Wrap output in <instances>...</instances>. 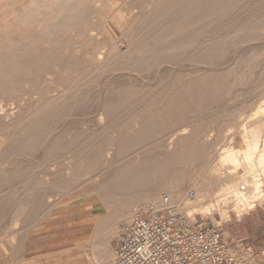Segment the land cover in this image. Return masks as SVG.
<instances>
[{"label":"bare ground","instance_id":"bare-ground-1","mask_svg":"<svg viewBox=\"0 0 264 264\" xmlns=\"http://www.w3.org/2000/svg\"><path fill=\"white\" fill-rule=\"evenodd\" d=\"M135 1L132 5L120 0L121 4L114 6L107 4L108 0H0V137L17 134L12 141H0V165L7 166L0 172L1 189L18 184L28 173L30 163L37 162L41 156L37 125L67 122L70 125L76 120L82 125L101 124L102 120L104 123L106 120L105 125H110L112 120L122 125L130 122L147 125L150 120L155 125L153 130L137 129L117 149L112 147L113 143L106 147L104 154L109 163L126 152L138 159L146 152L139 146L141 140L153 135L160 137L150 134L157 130L163 133L167 128L161 125H202L199 115L209 100L216 99L217 89L215 86L213 89L216 73L206 80L196 77L182 85L166 84V90L161 93L147 95L144 91L138 97L142 79H149L152 67L177 64L184 57L188 66L215 64L218 59L205 51L219 50V41L227 38L247 45L255 39L264 41V14L257 12L264 7V0L247 3L251 11L240 18L237 12L228 11L234 5L241 6L244 0H155L150 9L152 0ZM117 42L124 43L125 48H114ZM233 54L237 56L238 52ZM239 54L250 61L264 62V48L252 47ZM95 71L105 77L124 71L125 75L111 79L105 89L92 79ZM192 71L200 69L194 67ZM161 76L168 78L167 73ZM204 81L210 82V99L201 92ZM128 104H133L132 108L119 117L117 111ZM138 113L144 114L140 121L136 119ZM256 113H264L263 104ZM70 116H73L71 121ZM247 118L244 115L241 120ZM14 125L25 126L11 130ZM260 132V127L243 131L244 147L239 150L230 143L220 148L221 166L233 163V168L238 169L244 161L251 172L250 179L235 177L230 172L227 175L207 172L203 182L186 178L182 170L185 165H198L200 155L206 151L205 142L200 140L201 132L182 126L161 135L164 139L158 145L160 162L138 163L128 172L122 169L112 178L109 176L107 191L112 193L132 185L130 179L121 182V174L127 177L140 174L138 183L145 186L144 194L128 201L125 208L109 212L107 206L106 215L98 219L91 234L97 240L93 259L101 264H116L109 247L111 239L118 234L116 225L120 220H128L132 212L142 211L145 201L160 209L176 206L188 215L197 212L202 217L222 211L220 202L226 199L234 203L237 217L241 215V205L251 208L262 196L259 171H264V132ZM12 156L28 157L12 160ZM168 168L173 170L171 179L164 178ZM211 170L216 172L217 165ZM145 176H152L151 187H148L151 180ZM214 185L224 192L215 194ZM95 186L105 193L107 184L101 181ZM164 191L168 196L163 195ZM165 197L168 202L164 201ZM8 203V197L0 199V219L6 217L1 208Z\"/></svg>","mask_w":264,"mask_h":264},{"label":"rangeland","instance_id":"rangeland-1","mask_svg":"<svg viewBox=\"0 0 264 264\" xmlns=\"http://www.w3.org/2000/svg\"><path fill=\"white\" fill-rule=\"evenodd\" d=\"M124 1L129 2L128 4H136L135 0H122V3ZM144 1L139 0V2ZM251 1L244 0L241 6L234 5L236 8L234 9L233 6L228 12H237L239 18L247 15L251 11L247 3ZM109 3L114 6L121 4L120 0H108L107 4ZM155 3L156 1L152 0L148 8L150 9ZM257 12H259L258 15H263L264 7ZM120 43L117 42L114 48L123 50L125 44ZM263 43V40L255 39L247 45V43L236 42V39L227 38L219 41V50H214L212 53L204 50L206 54H214L212 57L218 59L215 64L188 66V61L184 57L177 64L163 63L154 66L155 68L152 67L149 79H142L143 82L140 83L141 88L139 89L143 91L138 90V97L144 91L147 95L155 92L161 93L166 90L164 89L166 84L182 85L196 77L206 80L214 73L217 77L213 89L216 87L217 94L216 99L209 100L199 115V123L202 125H161L167 128L163 133L157 130L150 134V136L157 134L160 137L153 135L141 140L139 146L141 150L144 149L143 152H146L140 154L138 159L126 152L116 156L109 163L104 149L111 143L114 144L112 147L117 149L124 139L141 127L153 130L152 127L155 125H151L150 120L147 125H140L141 122H136V125L132 122L122 125L113 120L110 125H105L106 120L105 123L102 120L101 124L93 122L92 125H82L77 123V120L70 125L68 122L63 125H37L41 156L37 158V162L30 163L28 173L18 184L4 190L0 188V199L7 197L10 199V203L1 208V212L7 218L0 219V264H101L93 259L95 251L93 244L97 240L92 239L93 235H90L97 226V220L82 225L84 223L82 219H89L90 216L98 214L100 209L103 210L101 214L106 215L107 206H110L109 212H112L115 208L127 207L128 201L143 197L145 186L138 183L140 174H131L129 177L121 174L120 181L126 183L127 179H130L132 185L129 188L125 187L121 192L112 193L107 191L109 176L112 178L113 174L121 172L122 169L128 172L138 163L160 162L162 156L159 155L161 148L158 145L164 139L163 136L176 128L186 126L188 130L200 131V140L204 141L207 146L206 151L200 155L198 165L190 164L182 167L186 178H197L203 182L209 173L227 175L230 172L235 177L250 179L251 172L247 163L241 162L238 169L233 168V163L225 162L226 165L221 166L219 155L220 148L225 144L230 143L237 150L243 148V131L260 127V134L264 132V113H256L262 104L264 106V62L257 59L250 61L239 54L252 47L264 48ZM234 52H238V55H234ZM194 67L199 68L200 71L194 73L192 71ZM95 73L96 71L92 79L98 81L100 87L105 89L111 84V79L125 75V71L115 72L108 77ZM163 73H167V79L162 78ZM210 86L209 81L208 83L204 81L201 89L203 96L207 99H210ZM148 89L152 92L147 91ZM132 106L133 104H128L125 108L118 110L119 117L120 115L123 117L126 110L131 109ZM143 115L138 113L136 119L140 121ZM244 115L248 118L241 120ZM72 117H69L70 121ZM74 118L79 119L80 117L75 116ZM23 126L25 125H14L11 130ZM16 136L17 134L4 138L1 136L0 141H12ZM27 157L12 156L11 159L24 158L23 160H26ZM4 165H0V172L7 169ZM216 165L217 171L215 172L211 168ZM84 169L85 173H83ZM259 174L262 182V196L255 200L249 209L241 205L239 209H242V212L239 217L235 215L234 203L230 199L220 202L223 208L220 212L212 211L204 217L197 212L192 214L197 219H206L214 227L220 228L223 239H226L230 246L229 252H231L234 264H264V171L260 170ZM164 175L165 179H171L173 170L168 168ZM145 177L151 180L148 183V187H151L152 176ZM101 181L102 184H107L104 187L106 188L105 193H101L102 190L95 186V183L100 184ZM115 181L114 179L113 182ZM212 188L215 194L220 192L217 185ZM163 195L168 196V193L164 191ZM21 201L24 202L21 204ZM146 203L143 204L144 207ZM134 214L136 212H132L130 216ZM24 215L26 217L22 218ZM121 223V220L117 223V230ZM77 229L84 230L76 232ZM115 238L109 242L110 249L114 246Z\"/></svg>","mask_w":264,"mask_h":264},{"label":"built area","instance_id":"built-area-1","mask_svg":"<svg viewBox=\"0 0 264 264\" xmlns=\"http://www.w3.org/2000/svg\"><path fill=\"white\" fill-rule=\"evenodd\" d=\"M229 249L206 219L147 204L121 223L112 251L117 264H234Z\"/></svg>","mask_w":264,"mask_h":264},{"label":"crops","instance_id":"crops-1","mask_svg":"<svg viewBox=\"0 0 264 264\" xmlns=\"http://www.w3.org/2000/svg\"><path fill=\"white\" fill-rule=\"evenodd\" d=\"M263 208H264V206H263ZM262 208V209H263ZM262 209H259V210H262ZM103 216H105V214H94L93 216H90V218L88 219V218H83L82 219V221H84V223H82V225H85V224H87V223H89L90 221H94V220H97V222H98V218H100V217H103ZM82 230H84V229H82ZM81 229H77V231L76 232H80V231H82ZM93 232H91L90 233V235L92 234ZM93 239V238H92ZM93 245H95V243L93 244ZM51 258V257H50ZM53 258V257H52Z\"/></svg>","mask_w":264,"mask_h":264}]
</instances>
